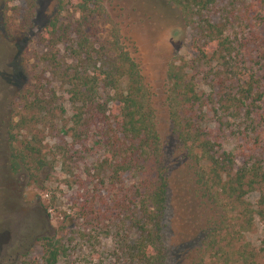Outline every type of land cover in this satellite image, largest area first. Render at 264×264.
Instances as JSON below:
<instances>
[{
  "label": "trees",
  "instance_id": "16d2710c",
  "mask_svg": "<svg viewBox=\"0 0 264 264\" xmlns=\"http://www.w3.org/2000/svg\"><path fill=\"white\" fill-rule=\"evenodd\" d=\"M2 1L29 33L37 0ZM168 1L193 33V55L168 64L164 98L172 138L192 161L189 196L173 187L140 63L116 26L103 28L110 24L103 0H57L37 33L23 109L35 119L70 108L63 153L84 167L74 219L87 264H172V225L191 200L204 220L182 240L196 244L189 264H264V0ZM25 150L40 154L28 143ZM41 241L42 262L19 264H60L62 237Z\"/></svg>",
  "mask_w": 264,
  "mask_h": 264
},
{
  "label": "rangeland",
  "instance_id": "374dc122",
  "mask_svg": "<svg viewBox=\"0 0 264 264\" xmlns=\"http://www.w3.org/2000/svg\"><path fill=\"white\" fill-rule=\"evenodd\" d=\"M37 4L28 33L0 0V264H19L22 259L42 262L41 239L55 235L62 237L67 249L60 264H87L90 256L80 239V224L74 219L76 201L82 193L78 177L83 178L84 167L67 160L63 153L64 146L71 143L70 108L63 103L65 112L57 108L34 119L33 112H25L20 98L21 91L32 84L31 55L38 47L37 33L53 17L57 0H37ZM103 4L110 21L103 28L116 26L125 46L142 67L167 143L173 187L183 191L179 198L189 196L188 191L194 186L192 161L172 138L164 98L168 64L173 58L193 55V33L182 20L181 12L168 0H103ZM19 123L22 125L17 126ZM26 143L40 150V154H28ZM93 161L94 157L86 159L89 165ZM257 198V192L248 196L252 203ZM182 200L177 201L178 208L184 209ZM197 206L198 202L191 200L183 214L185 219L172 225V264H189L196 251L193 240L184 244L182 240L204 220ZM176 213L180 216L179 210ZM259 235L253 238L257 240ZM187 257L190 258L186 260Z\"/></svg>",
  "mask_w": 264,
  "mask_h": 264
}]
</instances>
